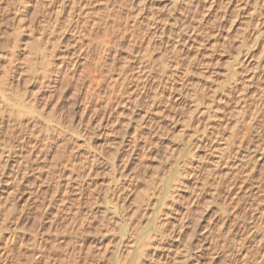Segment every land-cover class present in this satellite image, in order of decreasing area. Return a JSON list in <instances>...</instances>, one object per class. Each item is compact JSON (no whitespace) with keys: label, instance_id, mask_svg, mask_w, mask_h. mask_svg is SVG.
Here are the masks:
<instances>
[{"label":"rangeland","instance_id":"1","mask_svg":"<svg viewBox=\"0 0 264 264\" xmlns=\"http://www.w3.org/2000/svg\"><path fill=\"white\" fill-rule=\"evenodd\" d=\"M0 91V264H264V0H0Z\"/></svg>","mask_w":264,"mask_h":264},{"label":"bare ground","instance_id":"2","mask_svg":"<svg viewBox=\"0 0 264 264\" xmlns=\"http://www.w3.org/2000/svg\"><path fill=\"white\" fill-rule=\"evenodd\" d=\"M72 3H73V1H72ZM74 4H76V3L74 2ZM77 4H78V3H77ZM60 6H61V5H60ZM64 6H65V5H64ZM72 7H73V5H72ZM78 8H79V6H78ZM80 8H81V7H80ZM65 9H66V8H65ZM69 9H70V8H69ZM72 9H73V8H72ZM60 11H61V10H60ZM62 11H63V10H62ZM65 12H66V11H65ZM68 12H69V10H68ZM73 12H74V11H73ZM75 12H76V11H75ZM59 14H60V13H59ZM69 17H71V16L69 15ZM93 24H94V23H93ZM92 26H93V25H92ZM97 26H98V25H97ZM94 27H96V26H94ZM45 28H46V27H45ZM102 28H103V27H102ZM98 29H99V28H98ZM94 30H95V29H94ZM98 31H99V30H98ZM242 40H243V39H242ZM244 41H245V40H244ZM101 45H102V44H101ZM101 45H100V46H101ZM107 45H108V44H107ZM103 46H104V45H103ZM107 47H108V46H107ZM107 49H108V48H107ZM107 49H106V50H107ZM106 53H107V51H106ZM63 58H64V57H63ZM62 64H63V63H62ZM47 69H49V67H48ZM47 69H46V71H47ZM71 72H72V71H71ZM44 73L46 74V72H44ZM75 74H76V73H75ZM46 75H47V74H46ZM44 77H45V75H44ZM63 77H64V76H63ZM63 77H62V79H63ZM46 78H47V77H46ZM60 78H61V77H60ZM43 79H44V78H43ZM64 79H66V78H64ZM57 80H58V79H57ZM42 81H43V80H42ZM60 82H62V81H60ZM62 83H63V85H66V86H67V84H64V83H65V80H63ZM67 83H68V82H67ZM42 84H43V83H42ZM45 84H46V83H45ZM47 84L49 85V83H47ZM44 86H45V85H44ZM0 92H1V91H0ZM154 96H155V95H154ZM29 104H31V103H29ZM21 107H23V105H22ZM24 108H25V107H24ZM24 108H22L21 111H23V110L25 111V110L27 109V108H25V109H24ZM30 108H31V106H30ZM20 109H21V108H20ZM25 112H26V111H25ZM19 113H20V112H19ZM9 115H10V114H9ZM0 118H1V117H0ZM10 118H12V116H11ZM58 122H59V121H58ZM0 123H2V122H0ZM60 123H61V122H60ZM244 123H245V122H244ZM10 124H11V123H10ZM10 124H9V126H10ZM45 125H47V124H45ZM57 125H59V124H57ZM57 125H56V126H57ZM11 126H12V124H11ZM234 126H235V125H234ZM244 126H245V124H244ZM48 127H49V126H48ZM57 127H58V126H57ZM14 128H15V126H14ZM14 128H13V129H14ZM50 128L53 129V127H50ZM13 129H12V130H13ZM1 130H2V129H1ZM1 130H0V132H1ZM7 130H9V131H7V132H11V131H10L11 129H7ZM22 130H23V129H22ZM22 130H21V131H22ZM50 130H51V129H50ZM55 131H56V130H55ZM236 132H237V131H236ZM1 133H3V131H2ZM21 133H22V132H21ZM233 133H234V132H233ZM11 134H12V132H11ZM11 134L9 133V137H10ZM24 134H25V133H24ZM7 135H8V133H7ZM41 136H42V135H41ZM41 136H40V137H41ZM21 137H22V136H21ZM37 137H39V136H37ZM241 139H242V138H241ZM21 140H22V139H21ZM18 141H19V140H18ZM248 142H249V141H248ZM17 143H19V142H17ZM246 144H247V143H246ZM10 145H11V144H10ZM14 146H16V145H14ZM17 146H18V144H17ZM237 146H238V145H237ZM20 147H21V146H20ZM4 149H5V148H4ZM4 149H3V150H4ZM12 149H13V148H12ZM0 150H2V148H0ZM8 150H9V149H8ZM5 151H6V150H5ZM9 151H10V150H9ZM1 152H3V151H1ZM7 153H8V152H7ZM2 154H3V153H2ZM2 154H1V155H2ZM6 155H8V154H6ZM3 159H4V158H3ZM237 159H238V158H237ZM2 164H3V163H2ZM2 164H1V166H2ZM7 165H8V163H7ZM20 165H21V164H20ZM5 166H6V164L2 167V169H4ZM0 171H1V169H0ZM3 171H4V170H3ZM4 172H5V171H4ZM1 174H2V171H1ZM13 176H14V175H13ZM259 176H260V175H259ZM14 179H15V178H14ZM17 179H18V177H17ZM17 179H16V180H17ZM19 179H21V177H20ZM262 179H263V178H262ZM247 180H248V179H247ZM12 181H13V180H12ZM21 181H22V180H21ZM243 181H245V180H243ZM250 181H252V180H250ZM240 183H241V182H240ZM18 184H19V183H18ZM18 184H17V186H18ZM243 184H244V183H243ZM246 184H247V183H246ZM15 185H16V183H15ZM241 185H242V184H241ZM254 185H255V184H254ZM254 185H253V186H254ZM244 186H245V185H244ZM168 188H169V187H168ZM247 188H248V187H247ZM238 189H239V188H238ZM256 189H257V188H256ZM243 190H244V189H243ZM246 190H247V189H246ZM246 190H245V191H246ZM10 191H12V190H10ZM10 191H9V193H10ZM9 193H8V194H9ZM12 193H13V192H12ZM12 193H11V194H12ZM14 193H15V192H14ZM166 193H168V191H167ZM252 193H254V191H253ZM11 194H10V195H11ZM212 194H213V193H212ZM256 194H257V193H256ZM209 195H211V194H209ZM213 195H214V194H213ZM249 195H250V194H249ZM251 195H252V194H251ZM11 196H12V195H11ZM253 196H254V195H253ZM162 197H165V196H162ZM214 197H215V196H214ZM254 197H255V196H254ZM10 198H11V197H10ZM251 198H252V197H251ZM7 199H8V197H7ZM194 200H195V199H194ZM257 201H258V200H257ZM252 203H253V202H252ZM250 205H251V204H250ZM157 210L159 211V208H158ZM263 210H264V209H263ZM190 211H191V210H190ZM263 212H264V211H262V213H263ZM158 213H159V212H158ZM189 213H190V212H189ZM157 215H158V214H157ZM157 215H156V217H157ZM183 215H184V214H183ZM188 215H189V214H188ZM262 215H263V214H262ZM262 215H261V216H262ZM259 217H260V216H259ZM184 219H185V218H184ZM155 220H156V219H155ZM155 220H154V221H155ZM182 220H183V219H182ZM179 221H180V220H179ZM260 222H261V221H260ZM153 224H154V223H153ZM153 224H152V225H153ZM259 224H260V223H259ZM182 225H183V224H182ZM221 225H222V223H221ZM255 226H256V225H255ZM154 227H155V226H154ZM253 229H254V228H253ZM258 230H259V228H258ZM258 230H257V231H258ZM161 231H162V230H161ZM146 233L148 234L147 231H146ZM262 234H263V233H262ZM145 235H146V234H145ZM254 236H255V235H254ZM146 239H147V236H146V237H141V236H140L139 239H138V241H139V242H143V241H144L145 243H147V240H146ZM223 240H224V239H223ZM263 241H264V240H263ZM33 242H34V241H33ZM149 242H150V241H149ZM223 242H224V241H223ZM150 243H151V242H150ZM33 244H34V243H33ZM136 244H137V243H136ZM147 244H148V247H149V243H147ZM139 245H140V244H139ZM143 245H144V244H143ZM33 246H34V245H33ZM140 246H142V244H141ZM260 246H261V244H260ZM146 247H147V245H146ZM148 247H147V248H148ZM263 247H264V246H263ZM138 248L140 249L139 246H138ZM138 248H137V249H138ZM143 248H145V246H144ZM143 248L141 247V249H143ZM38 249H39V248H38ZM145 250H146V248H145ZM145 250H143V251H145ZM263 250H264V249H263ZM37 251H38V250H37ZM135 251H136V250H135ZM138 251L141 252L140 250H138ZM37 253H38V252H37ZM39 253H41V252H39ZM42 254H43V253H42ZM255 254H256V253H255ZM32 256H33V255H32ZM41 257H42V256H41ZM256 258H257V257H256ZM261 258H262V257H260L259 259H261ZM228 259H229V258H228ZM259 259H258V260H259ZM263 259H264V258H263ZM35 260H36V259H35ZM41 260H42V258H41ZM235 260H236V259H235ZM262 261H263V260H262ZM228 262H229V261H228ZM243 262H244V264H246L245 262H247V261L245 260V261H243ZM243 262H242V263H243ZM248 262H249V261H248ZM233 263H234V262H233ZM233 263H232V264H233ZM242 263H241V264H242ZM255 263H256V262H255ZM260 263H262V262H260ZM260 263H259V264H260ZM238 264H239V263H238ZM251 264H252V263H251ZM257 264H258V263H257Z\"/></svg>","mask_w":264,"mask_h":264}]
</instances>
